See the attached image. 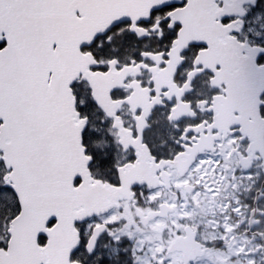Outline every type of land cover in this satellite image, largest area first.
Listing matches in <instances>:
<instances>
[{
    "label": "snow or ice",
    "instance_id": "1",
    "mask_svg": "<svg viewBox=\"0 0 264 264\" xmlns=\"http://www.w3.org/2000/svg\"><path fill=\"white\" fill-rule=\"evenodd\" d=\"M178 41L181 70L264 96V0H0V264H135L91 207L113 162L97 78L171 60Z\"/></svg>",
    "mask_w": 264,
    "mask_h": 264
},
{
    "label": "flooded vegetation",
    "instance_id": "2",
    "mask_svg": "<svg viewBox=\"0 0 264 264\" xmlns=\"http://www.w3.org/2000/svg\"><path fill=\"white\" fill-rule=\"evenodd\" d=\"M185 46L178 41L166 62L156 56L155 64L134 63L97 78L107 113L98 118L108 120L113 156L97 179L120 186L123 173L129 182L121 206L106 215L127 208L135 223L162 242L183 238V245L196 244L194 236L207 253L240 236L261 246L264 96L250 95L243 78L237 82L225 71L213 76L192 64L181 70ZM194 63L215 68L209 52ZM117 86L121 92L113 97Z\"/></svg>",
    "mask_w": 264,
    "mask_h": 264
},
{
    "label": "rangeland",
    "instance_id": "3",
    "mask_svg": "<svg viewBox=\"0 0 264 264\" xmlns=\"http://www.w3.org/2000/svg\"><path fill=\"white\" fill-rule=\"evenodd\" d=\"M108 220L115 225L111 229L113 235L125 242L121 248H131L135 264H185L181 252L168 251V246L164 245L156 232L144 231L143 227L134 222L127 208L112 213ZM245 240L244 236H240L235 243L221 250L212 249L198 258L195 264H262L260 257L247 254L251 246Z\"/></svg>",
    "mask_w": 264,
    "mask_h": 264
},
{
    "label": "water",
    "instance_id": "4",
    "mask_svg": "<svg viewBox=\"0 0 264 264\" xmlns=\"http://www.w3.org/2000/svg\"><path fill=\"white\" fill-rule=\"evenodd\" d=\"M97 189L96 197L91 205L92 210L99 211L101 213L108 211L110 207L112 206V202L115 199V194L113 193V188L108 187V185L103 184L100 181H95L93 185ZM100 229H103V227H100ZM196 253L191 257L194 258ZM190 260V258H187L186 261Z\"/></svg>",
    "mask_w": 264,
    "mask_h": 264
}]
</instances>
